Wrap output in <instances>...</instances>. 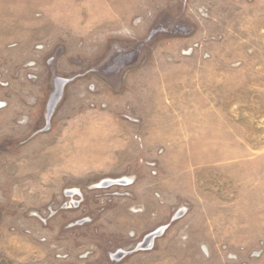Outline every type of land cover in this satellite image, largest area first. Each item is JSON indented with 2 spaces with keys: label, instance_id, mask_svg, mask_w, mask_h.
Here are the masks:
<instances>
[{
  "label": "rangeland",
  "instance_id": "obj_1",
  "mask_svg": "<svg viewBox=\"0 0 264 264\" xmlns=\"http://www.w3.org/2000/svg\"><path fill=\"white\" fill-rule=\"evenodd\" d=\"M0 264H264V0H0Z\"/></svg>",
  "mask_w": 264,
  "mask_h": 264
}]
</instances>
